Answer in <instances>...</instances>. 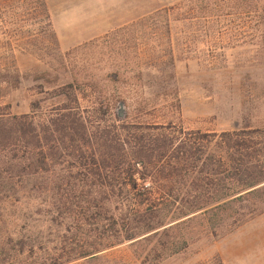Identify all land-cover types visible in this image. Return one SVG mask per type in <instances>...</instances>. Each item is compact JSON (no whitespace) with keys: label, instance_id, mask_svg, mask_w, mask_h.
I'll use <instances>...</instances> for the list:
<instances>
[{"label":"rangeland","instance_id":"1","mask_svg":"<svg viewBox=\"0 0 264 264\" xmlns=\"http://www.w3.org/2000/svg\"><path fill=\"white\" fill-rule=\"evenodd\" d=\"M44 1L49 30L38 21L0 32V70L20 75L16 88L0 82V119L8 127L25 116L40 139L24 147L12 140L9 173L25 182L13 179L9 187L0 235L23 239L39 257L44 251L62 255L66 243L89 237L96 223H104L103 187L91 179L93 159L100 160L96 144L85 149L86 166L56 149L49 152L53 160L45 159L43 128L62 104L80 113L90 135L105 129L123 141H148L184 140L189 133L205 143L200 135L258 130L255 143L264 155V22L252 17L248 0ZM164 165L149 168L156 182L136 201L168 210L152 215L154 224L184 223L173 235L185 243L179 254L156 264H264V191L171 222L168 216L184 197L173 202L160 192H184V167H165L163 179ZM79 207L91 209L86 223L94 226L74 230L77 219L66 217ZM130 243L96 254L101 260L69 264H133ZM26 257L18 264L35 255Z\"/></svg>","mask_w":264,"mask_h":264},{"label":"trees","instance_id":"2","mask_svg":"<svg viewBox=\"0 0 264 264\" xmlns=\"http://www.w3.org/2000/svg\"><path fill=\"white\" fill-rule=\"evenodd\" d=\"M248 2V10L254 15L252 17L260 23L264 22V0ZM38 21L42 24L38 23L37 26L50 29L44 0H0V32L7 28L15 29L22 23L33 26ZM7 44L10 45V41ZM18 78L20 75L16 71L12 73L7 69L0 70V82L7 89L16 88ZM25 119V116L14 118L7 125L9 128L0 119V224L5 222L3 218L7 212V202H10L9 187L13 179L16 180L15 184L25 182V178L20 175L12 177L9 173L8 151L12 140L23 147L29 144L36 146L40 142L39 136L35 134L36 130L31 129L32 134L30 133ZM46 124L42 135L48 148L46 160H53V155L49 152L56 149L59 154L63 151L77 162H82V166H86L89 163L86 162L85 149H92L90 144H96L100 160L96 162L93 159L95 170L91 179L93 182L99 180L103 187L101 195L104 198L103 210L106 215L104 223L101 226L96 223L93 234L81 238L83 243L79 242L81 240L75 241L76 239L66 243V252L62 255H50L44 251L39 257V250L34 252V247L26 245L23 239L14 240L10 235H0V264H18L27 254V257H35L29 263L23 264H69L82 259L97 261L102 258L96 254L130 242L128 247L133 264L162 263L179 254L184 250V238L176 237L173 233L184 223L171 226L154 224L152 215L168 210L161 209L159 205L136 201V197L145 196L151 189L148 186L156 182L157 174L149 168L157 163L165 164L159 171L163 179H167L165 167L171 166V170L184 167V192L173 189L159 191L173 202L180 200L182 195L184 197V204L175 207L173 215H167L171 222L217 208L225 202L247 201V198L264 191V164L259 159L260 156L264 159V155H260V150L256 147L258 144L255 143L256 135L262 134L258 130L244 129L200 135L199 138L205 140V143H200L199 139L192 138L189 133L184 135V140L161 136L145 141L144 137L139 136L131 141H123L105 129L90 135L80 113L64 104L60 106L57 115L49 118ZM50 143L54 146H50ZM173 152L176 154H172ZM202 157L206 160L204 166L201 165ZM139 168L144 169V172L139 173ZM204 175L209 178L211 176L212 179L207 181ZM138 180L142 184L141 190L137 189ZM115 182L119 189H115ZM136 204L147 205L145 209L134 210ZM161 205L167 207L165 203ZM77 209L66 217L71 221L77 219L74 230L94 226L86 223L91 209ZM97 230L101 232V237L96 235ZM53 251L52 249L49 252ZM103 260L111 264H122Z\"/></svg>","mask_w":264,"mask_h":264},{"label":"water","instance_id":"3","mask_svg":"<svg viewBox=\"0 0 264 264\" xmlns=\"http://www.w3.org/2000/svg\"><path fill=\"white\" fill-rule=\"evenodd\" d=\"M123 116L122 113V104L119 105V110H118V118H121Z\"/></svg>","mask_w":264,"mask_h":264}]
</instances>
